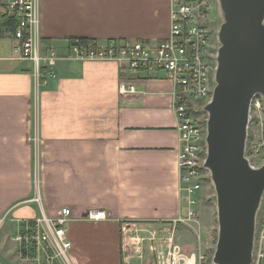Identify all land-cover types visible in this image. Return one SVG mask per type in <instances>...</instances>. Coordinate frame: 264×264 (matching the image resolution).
Segmentation results:
<instances>
[{
    "label": "crops",
    "instance_id": "0c3cea01",
    "mask_svg": "<svg viewBox=\"0 0 264 264\" xmlns=\"http://www.w3.org/2000/svg\"><path fill=\"white\" fill-rule=\"evenodd\" d=\"M37 2L42 50L55 46L60 57L57 78L42 82L37 100L34 64L18 58L12 35L0 25V264L46 262L15 237L64 207L72 210L71 261L155 264L154 250L166 248L181 225L196 227L208 208L206 200L199 205V192L189 204L179 190L176 88L163 73L134 74L136 92L122 94L118 66L77 59L69 41L157 43L170 34L171 2ZM35 159L39 190L32 182ZM206 189L204 199L211 196ZM91 210L108 218L90 221ZM177 219L184 222L175 227Z\"/></svg>",
    "mask_w": 264,
    "mask_h": 264
},
{
    "label": "built area",
    "instance_id": "2783aa9c",
    "mask_svg": "<svg viewBox=\"0 0 264 264\" xmlns=\"http://www.w3.org/2000/svg\"><path fill=\"white\" fill-rule=\"evenodd\" d=\"M3 13L19 20L13 40L14 53L20 60L34 64V77L41 86L47 78L56 79V66L60 59L55 46L43 51L39 36V12L37 0H1ZM171 27L166 39L157 43L142 40H110L105 43L90 40L85 43L75 39L69 46V54L84 61L115 63L123 74L120 82L122 94L136 92L134 74L163 73L174 84L176 97L174 113L182 145L178 157L180 187L183 200L195 204L192 199L202 188L207 159V125L195 117V103L205 107L211 102L216 88L218 37L212 39L209 28L210 0H170ZM218 32V31H217ZM216 32V33H217ZM214 42L216 44H214ZM215 45V47H214ZM215 49V51H213ZM264 111V99L258 95L252 102V110ZM251 120V116H250ZM207 122V121H206ZM192 211L190 218H196ZM108 218L104 210H91L90 221ZM72 210L61 209L53 218L43 216L33 224L25 225L15 241L20 247L34 248L38 260L46 257L48 264L60 261L72 264L70 252L73 244L68 237ZM183 219L174 221L176 227ZM175 231V230H174ZM173 231V232H174ZM172 232L166 248L154 250L155 264H201L203 256L183 252ZM264 219L257 220L253 263L261 264L264 258ZM41 264V263H40Z\"/></svg>",
    "mask_w": 264,
    "mask_h": 264
},
{
    "label": "water",
    "instance_id": "95a60500",
    "mask_svg": "<svg viewBox=\"0 0 264 264\" xmlns=\"http://www.w3.org/2000/svg\"><path fill=\"white\" fill-rule=\"evenodd\" d=\"M216 88L204 107L207 159L217 199L213 264H252L264 198V163L246 157L251 106L264 99V0H218Z\"/></svg>",
    "mask_w": 264,
    "mask_h": 264
},
{
    "label": "rangeland",
    "instance_id": "374dc122",
    "mask_svg": "<svg viewBox=\"0 0 264 264\" xmlns=\"http://www.w3.org/2000/svg\"><path fill=\"white\" fill-rule=\"evenodd\" d=\"M210 5L211 7L208 25L209 28L213 31V39L217 36L216 32L218 31L222 23V19L219 14L218 0H210ZM214 44L216 43L214 42ZM213 51H215V49H213ZM41 87L42 85L40 86L38 82L36 83V88L35 86L33 87L32 95L35 97V100H37V96ZM195 107H197L199 113L198 115H195V117L200 121L206 122L208 114L204 111L202 103H195ZM38 147L39 144H37V148ZM246 157L249 159L250 163L256 168L262 166L264 163V111L260 113V111H257L255 109L252 110L251 122L248 130ZM36 162L37 166L35 167L32 174V182L33 187L39 190L41 179L39 178L40 167L38 159H35V164ZM206 187L210 189L211 196H209V198L207 199H204L207 192ZM196 198L199 200V205H201V200H206L208 208L205 210L202 209L201 213L199 214L200 223L197 224L196 227L193 228L181 225L177 228L175 243L180 249L183 250V252L185 251L188 254L196 253L197 255L203 256L204 260H202L201 264H213L212 260L217 246L219 225L217 211L215 213V209L217 207L216 192L211 180V174L207 169L206 171H204L202 189L199 191L198 195H196ZM258 219H264V198L262 201L261 209L258 214ZM3 227V223H0V233L2 231H5V229L3 230ZM38 263L40 262H37V264ZM25 264L36 263L30 261V263L28 262ZM41 264L48 263L47 261L44 262L41 259ZM72 264H76V262L72 261ZM261 264H264V258L261 261Z\"/></svg>",
    "mask_w": 264,
    "mask_h": 264
},
{
    "label": "trees",
    "instance_id": "16d2710c",
    "mask_svg": "<svg viewBox=\"0 0 264 264\" xmlns=\"http://www.w3.org/2000/svg\"><path fill=\"white\" fill-rule=\"evenodd\" d=\"M19 24V20L14 17V16H10L7 13H0V25H2L5 29L7 28L9 30V33L12 35L14 34V31L16 29V27ZM1 33H0V37H1ZM84 41L85 43H87L88 41H90L89 39H79ZM74 42V40H70L69 43L72 44ZM196 115H198L199 113H195ZM201 124H206V122L204 121H200Z\"/></svg>",
    "mask_w": 264,
    "mask_h": 264
}]
</instances>
